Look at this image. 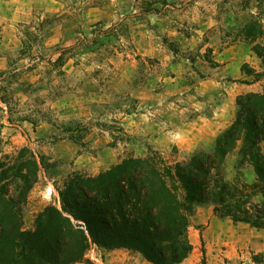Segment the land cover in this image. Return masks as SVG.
<instances>
[{
	"label": "rangeland",
	"instance_id": "obj_1",
	"mask_svg": "<svg viewBox=\"0 0 264 264\" xmlns=\"http://www.w3.org/2000/svg\"><path fill=\"white\" fill-rule=\"evenodd\" d=\"M254 18L264 34V0H0V159L28 147L55 164L28 195L24 228L72 172L94 176L149 150L171 163L207 150L238 97L264 93L254 52L264 35L243 33ZM213 216L221 234L206 248L209 223L190 219L195 264H264L251 249L264 229ZM85 258L109 264L94 246Z\"/></svg>",
	"mask_w": 264,
	"mask_h": 264
},
{
	"label": "trees",
	"instance_id": "obj_2",
	"mask_svg": "<svg viewBox=\"0 0 264 264\" xmlns=\"http://www.w3.org/2000/svg\"><path fill=\"white\" fill-rule=\"evenodd\" d=\"M254 18L245 39L264 35ZM264 43V41H263ZM264 60V46H255ZM231 125L207 150L171 163L157 151L89 176L72 172L57 200L24 228L23 209L40 172L55 168L28 147L0 159V264H78L91 246L125 249L150 264H179L192 246L190 218L209 205L220 219L264 229V93L238 97ZM234 158L233 176L226 161Z\"/></svg>",
	"mask_w": 264,
	"mask_h": 264
},
{
	"label": "crops",
	"instance_id": "obj_3",
	"mask_svg": "<svg viewBox=\"0 0 264 264\" xmlns=\"http://www.w3.org/2000/svg\"><path fill=\"white\" fill-rule=\"evenodd\" d=\"M190 219L191 226H200L202 222L209 223V226L200 228V234L204 248L209 247L208 243L210 242V239H212L217 233L221 234V231H219V227L217 226V218L213 216L212 208L209 205L197 207L195 209L194 215H192ZM240 225L241 224H239L238 227H240ZM251 249L256 253L264 252V241L261 242L260 240H257L256 242H252ZM129 253L131 252L125 249H116L104 251V256L108 260L109 264L113 263L114 258H119L118 264H148V262H145L140 254H138L139 258H131L128 256ZM129 259H134V262L132 263ZM179 264H195V262L187 257ZM227 264H234V260L231 259Z\"/></svg>",
	"mask_w": 264,
	"mask_h": 264
}]
</instances>
